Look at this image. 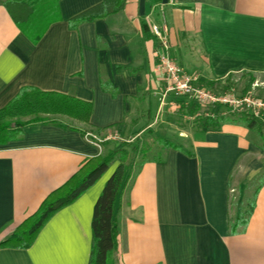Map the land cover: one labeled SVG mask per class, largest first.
Returning a JSON list of instances; mask_svg holds the SVG:
<instances>
[{
    "label": "crops",
    "instance_id": "crops-1",
    "mask_svg": "<svg viewBox=\"0 0 264 264\" xmlns=\"http://www.w3.org/2000/svg\"><path fill=\"white\" fill-rule=\"evenodd\" d=\"M101 1L59 0L60 19L33 43L0 0V108L24 86L92 103L86 127L52 116L84 132L37 124L0 145V240L86 159L147 130L166 137L152 125L164 106L176 111L178 105L171 98L161 103L163 80L154 68L162 49L152 24L165 28L168 54L201 86L215 90L230 74L264 73V0H126L115 14L69 27L71 17ZM133 110L134 129L126 127ZM86 133L121 140L98 148ZM179 136L189 138L187 146L178 142L185 150L169 148L163 160L131 167L115 203L114 258L119 264H264V182L256 189L254 180L264 161L258 135L224 124ZM117 163L55 212L29 248L0 247V264H88L93 207ZM250 199L245 229L231 234L229 219Z\"/></svg>",
    "mask_w": 264,
    "mask_h": 264
},
{
    "label": "trees",
    "instance_id": "trees-1",
    "mask_svg": "<svg viewBox=\"0 0 264 264\" xmlns=\"http://www.w3.org/2000/svg\"><path fill=\"white\" fill-rule=\"evenodd\" d=\"M58 1L4 0L3 3L19 29L33 43H37L50 24L60 19ZM125 3L126 0H102L71 17L68 21L69 27L73 29L82 22L104 19L121 11ZM231 76L232 74L224 79L225 86L219 83L222 89H226ZM214 83V81H209L207 85L212 87ZM102 87L110 90L112 94L116 92L107 81H102ZM246 91L247 88L244 93ZM168 98L173 99L178 105L176 112L181 119L185 116L191 118V127L195 131H219L224 124L244 125L258 135L259 147L264 150V109L259 115H255L249 110H231L226 105H201L184 96L171 95ZM91 111L92 103L89 101L59 92L24 86L4 107L0 108V145L20 139L23 136L24 127L37 124H53L84 132L86 128L81 129L63 124L52 116L62 115L86 127ZM178 123L180 124L179 121ZM147 132L158 144V152L155 155L148 157V149L136 137L130 142L121 141L114 146H109L103 153L86 159L62 185L44 197L31 215L25 218L8 236L0 240V247L29 248L39 230L55 212L76 200L98 180L112 163L117 161L114 171L106 180L93 207L91 251L88 264H119L114 258L118 243L115 203L131 167H138L146 161H161L165 158L169 148L185 150L181 143L157 135L152 130H147ZM186 153L192 155L190 151ZM254 180L258 183L256 187L258 189L264 182V161L262 169L256 174ZM253 203L252 199L248 200L247 208L229 219L231 234L240 233L245 229Z\"/></svg>",
    "mask_w": 264,
    "mask_h": 264
},
{
    "label": "built area",
    "instance_id": "built-area-1",
    "mask_svg": "<svg viewBox=\"0 0 264 264\" xmlns=\"http://www.w3.org/2000/svg\"><path fill=\"white\" fill-rule=\"evenodd\" d=\"M151 32L158 39L162 51H156L157 64L155 72L162 77L163 88L161 91V103L164 104L169 96H184L193 99L201 105H226L231 110H249L255 115H259L264 109V101L253 97L250 93L236 95L229 91H213L197 83V79L186 73L185 70L176 63L168 54V39L165 28L156 24L150 26ZM87 142L101 148V143L107 139L121 138L117 134L108 135L105 139L97 137L93 133H86Z\"/></svg>",
    "mask_w": 264,
    "mask_h": 264
},
{
    "label": "rangeland",
    "instance_id": "rangeland-1",
    "mask_svg": "<svg viewBox=\"0 0 264 264\" xmlns=\"http://www.w3.org/2000/svg\"><path fill=\"white\" fill-rule=\"evenodd\" d=\"M224 82H221V85ZM249 85V87H247ZM225 86V85H224ZM245 88H247L246 93ZM217 89V90H216ZM221 90V86H215V90L218 91ZM212 90V89H211ZM220 91V92H221ZM224 91H231L235 93L236 95H244L250 93L253 97L260 99L261 101H264V73L261 72H237L232 74V76L228 80V84L226 85V89ZM166 98V103H167ZM165 103V102H164ZM176 111L173 109H169L168 106H164L161 110V113L159 114V117L157 118V121L153 123L152 128L162 135H166V137L172 139L175 142H181L182 145L187 146L188 144V137L179 136V133H185L192 130L191 127V118L189 116H185L181 119L180 115L178 113H175ZM138 112L133 110V113H130V115L127 118V125L131 126L132 129L136 127L134 125H131V120L133 119V115L135 116ZM180 118V120H179ZM180 124L178 123V121ZM126 127H122L120 130H118L119 136L126 135ZM132 133V132H131ZM129 135H131L129 133ZM183 135V134H182ZM132 136V135H131ZM129 136V137H131ZM133 140V138H132ZM139 140L141 141V144L148 149V157H152L158 152V144L154 142L153 136L150 133H140ZM139 159V157H138Z\"/></svg>",
    "mask_w": 264,
    "mask_h": 264
}]
</instances>
